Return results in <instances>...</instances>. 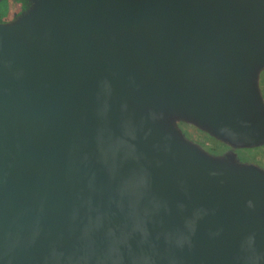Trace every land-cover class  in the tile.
<instances>
[{
  "label": "water",
  "instance_id": "water-1",
  "mask_svg": "<svg viewBox=\"0 0 264 264\" xmlns=\"http://www.w3.org/2000/svg\"><path fill=\"white\" fill-rule=\"evenodd\" d=\"M261 62L264 0H47L0 27V264H264L259 176L147 120L263 139Z\"/></svg>",
  "mask_w": 264,
  "mask_h": 264
},
{
  "label": "rangeland",
  "instance_id": "rangeland-1",
  "mask_svg": "<svg viewBox=\"0 0 264 264\" xmlns=\"http://www.w3.org/2000/svg\"><path fill=\"white\" fill-rule=\"evenodd\" d=\"M46 1L0 0V27L23 23L37 14ZM252 64L248 71L249 85L261 104L259 112L264 119V63H259L258 69L253 71ZM147 120L153 130L177 147L195 153L208 166L228 174L255 172L264 183V138L259 141L236 140L224 136L192 111L160 104L149 108Z\"/></svg>",
  "mask_w": 264,
  "mask_h": 264
}]
</instances>
